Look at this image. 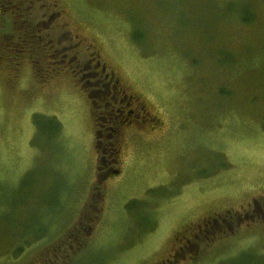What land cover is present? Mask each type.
Instances as JSON below:
<instances>
[{
  "label": "rangeland",
  "instance_id": "obj_1",
  "mask_svg": "<svg viewBox=\"0 0 264 264\" xmlns=\"http://www.w3.org/2000/svg\"><path fill=\"white\" fill-rule=\"evenodd\" d=\"M31 1L69 51H21L0 10V264L264 262V0ZM99 64L164 128L124 134L107 178L80 83Z\"/></svg>",
  "mask_w": 264,
  "mask_h": 264
},
{
  "label": "flooded vegetation",
  "instance_id": "obj_2",
  "mask_svg": "<svg viewBox=\"0 0 264 264\" xmlns=\"http://www.w3.org/2000/svg\"><path fill=\"white\" fill-rule=\"evenodd\" d=\"M51 18L52 15H49L47 18L48 21ZM44 19L47 20L46 18ZM42 22L40 19L31 22V24L40 26L39 30L43 32L41 37H38L39 41L33 39V30L29 29L27 32L24 31V24L22 23L19 29V42L15 44L21 46V49L19 48L21 51L27 50L31 54L36 51L37 42H40L39 47L42 44L44 46L46 45L45 47H49L51 51L56 53L62 51L64 53L61 55L62 58L60 57L56 60L51 59L52 57L49 56L51 57L49 60L52 63L60 62V65L67 64L65 61L69 46L63 45L61 40L58 43H54V40L50 38L44 43L45 38L50 35L49 32H46L50 26L48 27V23L46 22L43 28ZM10 42L14 43L15 41L13 39ZM76 57H78L77 54ZM49 60L46 61L49 62ZM74 60L72 59L70 62L72 63ZM92 64L93 62L90 63V66ZM96 65L94 66L95 69L88 76L84 72L88 67H83L82 70L85 73H81V78L82 74H84L83 81L79 80L88 93L93 105L96 124V148L101 152V165L99 169L104 170L101 173H103V178H107L110 175H120V169L115 166L120 161L119 152L122 150L120 140L124 138V134H128L130 138L143 135L147 139H151L156 138L154 136L158 135L164 128L161 117L149 110L148 100L133 85L127 84L119 76H115V72H108L105 65L101 66L99 64L98 68ZM91 92L94 93V97L91 96ZM255 200L254 198V202H256ZM250 207L252 209L253 204L252 206L250 204ZM253 209H255L258 217L260 215L264 217V205L261 206L256 203ZM253 215L245 214L244 216L253 217ZM213 220L216 222L213 224L218 225L219 220ZM222 221L225 222L224 219ZM227 226L229 228L232 227L231 222Z\"/></svg>",
  "mask_w": 264,
  "mask_h": 264
},
{
  "label": "trees",
  "instance_id": "obj_3",
  "mask_svg": "<svg viewBox=\"0 0 264 264\" xmlns=\"http://www.w3.org/2000/svg\"><path fill=\"white\" fill-rule=\"evenodd\" d=\"M9 2H7L6 0H1L0 1V10H1V12L3 13V12H6V13H8V14H12L13 15V26L16 24V23H19L20 22V20H21V23L20 24H22V23H24V21L25 20H27V24H26V26H24V31L25 32H27L29 29H31V30H33V33H34V36H33V39H36V40H38V37H39V35H41V33H43L42 32V30H40V32L38 33L36 30L37 29H40V26H38V25H34V24H31V20L32 19H34V16H33V8H32V4H28V6H23V4L24 3H26L28 0H23L22 2H19V3H14V2H12V0H8ZM26 1V2H25ZM31 1V0H30ZM32 2V1H31ZM10 10V11H9ZM52 15V17L54 16V13H52L51 14ZM14 17H15V19H14ZM17 18H19V20H17ZM17 26H18V24H17ZM16 28V27H15ZM35 30V31H34ZM39 41V40H38ZM39 43L40 42H37V48H36V50H38L39 49ZM91 96H95L94 95V93L93 92H91ZM0 204H2L1 203V200H0ZM256 204V202H254L253 203V205H255ZM245 210V209H244ZM245 211H247V209L245 210ZM240 217V216H239ZM245 218L246 219H248V218H250V217H246L245 216ZM259 218V217H258ZM214 219H216L215 217H214ZM254 219V218H253ZM253 219H250V220H253ZM229 228V227H228ZM230 230L232 229V227H230L229 228ZM20 250H22V248H18L17 250H16V254L20 251ZM244 256V258L246 259V261H245V259H241V256H239V257H237V258H234L233 259V261H231V263L230 264H248V263H250L251 261H253V260H256L257 261V263H255V264H263L264 262L263 261H261L260 262V260H258V259H256V257H249V258H246L248 255H243Z\"/></svg>",
  "mask_w": 264,
  "mask_h": 264
}]
</instances>
